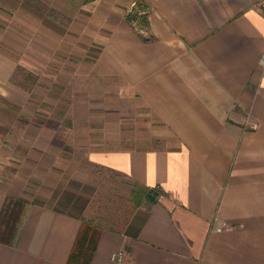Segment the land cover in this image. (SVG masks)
<instances>
[{"label": "crops", "instance_id": "obj_1", "mask_svg": "<svg viewBox=\"0 0 264 264\" xmlns=\"http://www.w3.org/2000/svg\"><path fill=\"white\" fill-rule=\"evenodd\" d=\"M106 171L157 196L91 264H264L256 0H0V215L26 203L0 264H68Z\"/></svg>", "mask_w": 264, "mask_h": 264}, {"label": "trees", "instance_id": "obj_2", "mask_svg": "<svg viewBox=\"0 0 264 264\" xmlns=\"http://www.w3.org/2000/svg\"><path fill=\"white\" fill-rule=\"evenodd\" d=\"M142 4L137 1V8L128 14V19L138 23L144 30L148 29V21L145 14H141ZM146 40V38H144ZM155 189L135 184L130 192V200L135 207L144 200L152 202L156 199ZM25 201L22 198H9L0 215V241L12 244L18 232L19 221L22 217ZM103 228L92 219L82 218L81 226L68 257V264H91L99 238Z\"/></svg>", "mask_w": 264, "mask_h": 264}, {"label": "rangeland", "instance_id": "obj_3", "mask_svg": "<svg viewBox=\"0 0 264 264\" xmlns=\"http://www.w3.org/2000/svg\"><path fill=\"white\" fill-rule=\"evenodd\" d=\"M43 86L41 89H45ZM48 88V86H47ZM40 89V87H39ZM113 175V173H112ZM98 176H101L100 179H98ZM111 177L109 174V171L101 172L99 174H95L91 176V180L97 184H99V187L97 189V193L95 194L97 197H93V203L92 208L97 207V202L100 203V197H103V200L101 204H98L100 207L99 209L92 210V208L87 212L88 216H92L93 213L100 216L102 220L101 223H99L101 226L103 225H114L118 226L119 223H122L129 210L132 208H136L132 201L130 200L129 193L119 187H116V185L110 184V181L113 182V180L108 179V177ZM116 174L114 175V177ZM99 190V191H98ZM103 192V194H102ZM125 258V253H124ZM123 258V261H124ZM122 261V262H123ZM120 262V263H122ZM118 263V262H117Z\"/></svg>", "mask_w": 264, "mask_h": 264}, {"label": "built area", "instance_id": "obj_4", "mask_svg": "<svg viewBox=\"0 0 264 264\" xmlns=\"http://www.w3.org/2000/svg\"><path fill=\"white\" fill-rule=\"evenodd\" d=\"M256 7L264 16V0H256ZM253 127H257V125H253ZM224 228H228V226L224 224L221 227H218V230L221 231ZM123 258H124V251L122 250L112 253V259L118 263L122 262Z\"/></svg>", "mask_w": 264, "mask_h": 264}]
</instances>
